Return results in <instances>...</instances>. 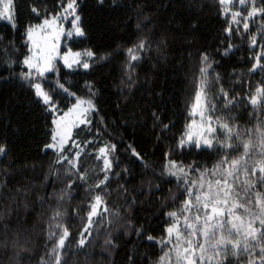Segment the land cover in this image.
Listing matches in <instances>:
<instances>
[{"label":"trees","instance_id":"trees-1","mask_svg":"<svg viewBox=\"0 0 264 264\" xmlns=\"http://www.w3.org/2000/svg\"><path fill=\"white\" fill-rule=\"evenodd\" d=\"M70 2L14 0L13 24L0 19V264H160L167 229L180 226L186 208L199 217L216 201L225 208L222 197L260 239L261 147L255 174L239 170L245 180L219 169L241 161L243 144L264 126V12L248 15L264 0H75L83 35L64 37L61 51L80 52L81 61L55 60L53 71L23 79L27 29ZM36 81L50 104L35 95ZM198 94L216 124L211 148L180 144ZM77 99L90 106L87 123L61 149H46L54 114ZM229 129L234 147H221ZM222 189L229 196L214 194ZM234 251L215 264H260L259 246Z\"/></svg>","mask_w":264,"mask_h":264},{"label":"rangeland","instance_id":"rangeland-1","mask_svg":"<svg viewBox=\"0 0 264 264\" xmlns=\"http://www.w3.org/2000/svg\"><path fill=\"white\" fill-rule=\"evenodd\" d=\"M66 8H64L62 11L58 12L57 14L46 17L42 19L39 23L31 26L34 27L36 25H41L43 24V21L45 19L52 20L54 17H59V19H57L54 24L50 26L45 25L43 29L36 28L34 33V38H36L40 46L45 49V53L51 55L52 67L54 66L55 60H59L61 64H63L65 67H69V65H71L70 67H72L74 65H77L84 56V54L76 51H71V50H66L64 52L61 51L62 39L64 37L80 36L76 34V29L73 26L75 21V16H78L76 12V8L74 6L75 8L74 12L71 9L65 11ZM1 20L13 24V20L12 21H9L8 19H1ZM76 23L78 24V22ZM27 32H26V39L28 43L27 57L33 56V62L35 63L37 62L38 57L40 56V50L36 47V45L33 44L31 40L28 39ZM37 33L39 35H36ZM34 53H36L37 55L34 56L33 55ZM26 58H24V60ZM24 60H23V64H24ZM39 62L41 64L43 63L42 60H40ZM24 66L29 70V68L25 64ZM31 71L34 72L35 75H38L35 69H32ZM46 73L48 72H45L44 75ZM35 83H39V82L36 81L34 82V84ZM34 92L36 95L35 88H34ZM198 96L199 99H197ZM198 96L195 98V102L192 107L193 117L189 122L185 134L180 140V144L182 146L189 144H196L197 142H199L201 146L205 147V144L208 141H210L212 145H214L216 124L214 125L210 116L205 114V107L201 101L202 98L200 97L199 94ZM38 98H40L43 101L41 97ZM259 99L264 101V92L260 93ZM89 111H90V106L83 100L77 99V101H75L68 109H66L62 113L60 114L55 113L52 118V124H53L52 135L54 129H56L57 127V124H55L54 121H57L60 124L61 130L65 132L66 139L65 142L61 144L59 142V139L57 141H53L51 137V141L49 144H55V147L48 148L46 146V149H51V150L61 149L69 140L72 129L79 124L87 123L88 121L87 114ZM65 113H67V116H65ZM61 117H63V120H61ZM261 128H264V126ZM182 141L183 144L181 143ZM224 142L225 145H228L230 144V139L227 137ZM259 142H260L259 134L257 132V135H255L250 142H246L249 143L250 148L252 145H255L256 147L252 149L248 153V155H245V152L241 153L242 160L239 161V164H237L239 166H233V164L230 163L231 166H233V168L230 165L225 166V168L220 167L219 171L222 170L221 173H224V177L227 180H230L236 174L238 176L237 180H241V179L242 181L245 180L248 175L246 174L245 176L243 172L241 171L239 172L242 166L244 169L245 164L247 165V167H250V169H252V167L256 168L255 165L259 164V147H261L259 146ZM102 149H104L105 151L103 153L100 152V154L103 155L102 160L105 166V160L109 161L108 151H106L105 148ZM229 172L233 173V175H228ZM230 183L232 186L233 181H228L224 185V187L227 188V185L229 186ZM231 191H232L231 187L228 188L229 195L231 194ZM214 194L217 195L221 194L222 196L224 194V196L226 197L229 196L227 195V193L224 192L223 189L222 191L218 190L217 192H214ZM221 199L225 201V205H226L225 208L224 205L218 206L219 203L216 201L213 205H207L209 207H205V212H203V214H200L198 219L197 217L194 216V212L198 213L197 211H192V213H190V210L186 208L187 212H184L181 215L182 222L180 223V226L175 227L173 229V232L170 234L171 239L169 242L171 245L170 248L165 252L164 256L162 257L160 264H188V261L190 259L195 260L196 264L218 263L219 261L216 260L217 255H214L212 249V245L215 244L217 240L221 239V237L232 240L236 235L237 237L234 241L235 242L238 240L242 241L245 234L250 233L246 229L244 231L245 222L243 221V219L236 215L234 216L232 212H230L232 208L236 206L235 201L234 200L228 201L225 197H222ZM200 202L201 199L199 203ZM213 209H215L216 211L213 212ZM226 212L228 213L227 214L228 216H224ZM209 217H211V219H208ZM254 218H258V217H254ZM188 225H190L191 227H188ZM219 225H223V227H219ZM233 225H235L236 227L233 228L232 227ZM228 229H231L232 231L231 236H228V232H227ZM205 230H208L210 232L214 231L215 238L210 239L208 237H205L203 235V232ZM188 242H190V244ZM200 245H203L204 249H207V251H202L201 248L199 247ZM229 247H231V245H229ZM185 248L189 249L187 253H185ZM201 256L204 257L203 262H201L200 259Z\"/></svg>","mask_w":264,"mask_h":264},{"label":"snow or ice","instance_id":"snow-or-ice-1","mask_svg":"<svg viewBox=\"0 0 264 264\" xmlns=\"http://www.w3.org/2000/svg\"><path fill=\"white\" fill-rule=\"evenodd\" d=\"M220 2L223 4V3H225V0H220ZM254 2H255V0H253V3ZM239 3L241 5H243V4H245V0H239ZM74 5H75V0H71V2L67 4V8L65 9V11H68L69 9H71L74 12L75 11ZM13 6H14V0H0V19H8L9 21H12L13 16H14ZM33 11L36 12V9L34 8ZM258 11L264 12V9H256L255 7H253L252 11L249 12L248 15L252 16V15L256 14V12H258ZM236 15H239V13H236ZM57 19H59V17H54L52 20L45 19L43 21V24L36 25V26L30 27L28 29V32H27L28 39L31 40L33 42V44L36 45V47L40 50V56L38 57V60L35 63L33 62V56H29L24 60V64L29 68L30 71L22 74L23 79L29 80V81L33 79L32 71H31L32 69H35L36 73L39 76H43L45 72L53 71V67L51 64L52 57H51V55H48L45 53V49L42 48L40 46L38 40L36 38H34V33H35L36 28L43 29L45 25L50 26V25L54 24ZM79 19H80L79 16H75V21H74L73 26L76 29L77 35H83L82 30L78 27V24L76 23L79 21ZM247 27H248V25L245 24V28H247ZM36 35H39V34L37 33ZM139 47L143 48L144 47L143 43H141L139 45ZM131 52H132V49H129V53H131ZM33 55L36 56L37 54L34 53ZM88 55H92V53L89 52ZM136 58L137 57L132 56V59H136ZM204 59L207 60V57L205 56ZM40 60H42V62H43L42 64L39 62ZM257 63H259V60H257ZM70 66L71 65H69V67ZM84 67L87 68L88 65L84 64ZM206 71H207V69H201V72H206ZM30 86H32L36 89V95L43 99L44 104H46V105L50 104L51 97L41 89V85L39 83L30 84ZM257 92H258V94H260V93L264 92V89H258ZM197 99H199V96L197 97ZM251 103L256 104L257 98L252 97ZM65 116H67V113H65ZM61 120H63V117H61ZM54 123L57 124V127L53 131L52 139H53V141H57L59 139V142L62 144L65 142V139H66L65 132L61 130L59 122L54 121ZM224 127L228 128V125L225 124ZM228 131H229V137L228 138L231 139V129H229ZM256 131L258 132L259 137H260L261 155H264V128H257ZM237 135H239V133H237ZM181 143L183 144V141ZM225 146L234 147V145H231V144H228V145L221 144V147H225ZM47 147L53 148V147H55V144H49V145H47ZM195 147L198 149L201 147L199 142H197L195 144ZM205 147L211 148V147H213V145L210 141H208V142H206ZM255 147H256L255 145H252L250 148L249 143H244L243 148H244L245 155H248V153L252 149H254ZM104 151H105L104 149H101L102 153ZM4 152H5V148L3 146H0V153H4ZM59 159L60 158L58 157V162H59ZM64 159H67V157H64ZM262 163H264V162H262ZM232 164H233V166H236L237 164H239V161L238 160L232 161ZM105 167L106 168L110 167V163L108 160H105ZM244 170L248 171L246 164L244 166ZM251 171L253 174H255L256 169L252 168ZM259 171H260L261 175L259 176L258 180L260 183L264 184V166H261ZM228 175H233V173L229 172ZM106 179H107V177H105V180ZM215 183L217 185H219V184H221V180H216ZM224 183L225 184L227 183L226 179H225ZM247 191L248 190L245 189V194H247ZM189 195H192V193H189ZM95 200H96V204L92 205V212L89 214V222H91V216L96 214V208H97V205H99L101 203V197L97 196V197H95ZM196 201L197 202L200 201L199 196H196ZM238 206L242 207V205H238ZM215 211L216 210L213 209V212H215ZM262 213H264V208H262ZM56 215L59 216L60 214L57 213ZM169 215L175 216L176 213H169ZM0 218H2V214H0ZM197 219H198V217H197ZM208 219H211V217H209ZM258 219L260 221V224L262 226H264V218L258 217ZM57 227H59V225H57ZM188 227H191V226L188 225ZM219 227H223V225H219ZM232 227L235 228L236 226L233 225ZM87 230L88 229L86 228L85 231H87ZM167 231L169 234H171L173 232V227H169L167 229ZM255 231L256 230L253 229L250 233H247L245 235V239L242 243H241V241L238 240V241H236L235 244H233L231 239H226L224 237H221V239L217 240L216 243L212 245L214 255H222L225 259H227L230 256L238 255V253L236 251H234V249H240L242 252H249V251H252L256 247L259 246V254L258 255L260 256V264H264V230L260 231V233H259L260 239H256V237L254 235ZM227 232H228V236L232 235L231 229H228ZM203 235L205 237L210 238V239L215 238V232L214 231L210 232L208 230H205L203 232ZM249 235H251L253 237L251 242L247 238ZM66 236H67V230L65 229L64 236L61 237L58 241V247L64 246V243H65L64 237H66ZM149 239H152V238L149 237ZM80 243H81V245H83L84 240L82 239L80 241ZM188 243L190 244V242H188ZM229 245H231V247H229ZM199 247L201 248L202 251H207V249H204L203 245H200ZM188 251H189V249L185 248V253H187ZM178 256H179V253H178ZM200 259H201V262H203L204 257L201 256ZM57 264H60L59 260H57ZM188 264H196V261L193 259H190L188 261ZM249 264H254V262L250 261Z\"/></svg>","mask_w":264,"mask_h":264}]
</instances>
